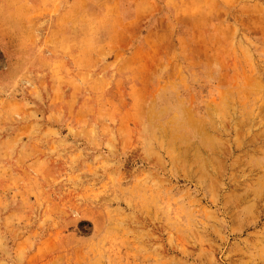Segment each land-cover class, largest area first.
Here are the masks:
<instances>
[{
  "label": "rangeland",
  "instance_id": "rangeland-1",
  "mask_svg": "<svg viewBox=\"0 0 264 264\" xmlns=\"http://www.w3.org/2000/svg\"><path fill=\"white\" fill-rule=\"evenodd\" d=\"M0 264H264V0H0Z\"/></svg>",
  "mask_w": 264,
  "mask_h": 264
}]
</instances>
